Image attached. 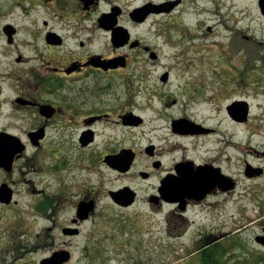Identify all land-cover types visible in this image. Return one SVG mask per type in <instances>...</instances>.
I'll use <instances>...</instances> for the list:
<instances>
[{"label": "rangeland", "instance_id": "obj_1", "mask_svg": "<svg viewBox=\"0 0 264 264\" xmlns=\"http://www.w3.org/2000/svg\"><path fill=\"white\" fill-rule=\"evenodd\" d=\"M111 1L122 9L120 23L142 49H113L107 33L88 31L95 16L86 20L82 28L64 29L69 36V52L82 39L87 42L84 50L125 54L129 64L97 78L96 97L92 98L101 101L95 103L96 108L107 109L110 116L98 128L96 144L78 147L82 122L67 123L65 111L55 108L54 122L40 148V154L46 156L45 163H49L44 164L46 170H51L49 175L33 178L43 184L34 188L31 197L19 198L6 207L0 204V264H39L53 252L51 245L59 248L58 244L70 239L57 228L52 242L47 235L51 220L36 210L40 198L33 199L35 196L43 192L58 197L56 194L60 193L56 220L64 223L73 216L72 204L90 190L98 197L95 220L86 222L81 234L69 240L68 264H200V253L193 247L200 231L212 235L214 243L224 249L235 247L223 264H264L260 262L264 248L254 242L264 230V17L258 0H182L172 15L152 16L140 26L133 25L128 14L147 2L156 4L163 0ZM12 3L13 0H0V15ZM99 9L104 11L107 5L102 4ZM164 73L168 76L162 82ZM75 85L65 82L57 95L79 97ZM234 101L249 105L243 124L230 120L225 110ZM11 111L9 104L2 107L0 129L8 123H13L14 131L25 127V122L6 118ZM128 113L141 123L121 126V116ZM82 114L83 111L80 119L86 120L100 113L91 110ZM180 116L203 123L216 130V135L185 139L174 136L171 120ZM108 123L112 128H105ZM151 145L153 154L146 151ZM122 148L135 153L125 176L100 161L105 154L112 155ZM62 149V155L58 154ZM57 157H61L64 166L53 170L50 163ZM158 159L161 167L154 176L147 181L140 179L137 174L152 170L151 164ZM186 159L216 160L237 181V187L230 194L207 199L206 209H190L186 214L188 228L179 223L178 228L172 224L165 229L163 213L149 212L144 200L165 171ZM244 163L261 169L262 174L256 180H246L242 175ZM123 185H129L138 195L137 204L127 210L115 208L106 195ZM169 211L167 206L165 212ZM120 223L122 226L118 227Z\"/></svg>", "mask_w": 264, "mask_h": 264}, {"label": "flooded vegetation", "instance_id": "obj_2", "mask_svg": "<svg viewBox=\"0 0 264 264\" xmlns=\"http://www.w3.org/2000/svg\"><path fill=\"white\" fill-rule=\"evenodd\" d=\"M102 4L107 5V9L104 11L99 9ZM146 4L155 3L147 2L142 6ZM156 4H163L164 8H161V12H150L142 22L134 21L128 14L131 23L135 26H140L146 23L152 16L172 15L180 8L182 0H163ZM115 7H118L120 11L116 17V25L111 28L102 26V16L111 14L112 9ZM15 12H17L18 16ZM93 16H95V21L92 22L91 30L87 27L88 31L98 30L107 33L113 49H142L141 44L131 38L128 29L124 25H121L120 19L123 16V11L111 0H13L11 7H8L0 15L3 18L0 19V112L3 106L9 104L12 111L6 118L12 117L13 120L27 124L25 127L20 126L18 131L12 130L13 123H8L0 129V204L5 205L4 207L17 203L19 198L31 197L35 192L34 188L39 183L43 184L39 181L36 183L33 178H38L39 175H49V171L51 170L44 168V164L48 166L49 163H45L46 156L45 154H40V148L43 147L48 137L49 126L54 122L55 108L65 111L67 123L76 120L82 122L81 130L77 135V146L82 149L93 145V143L96 144L97 138L99 139L100 136L98 128L100 129L102 121L110 116L107 109L96 108L97 105L95 103H101L96 98H92L96 97V81L98 77H106V74L116 72L119 68H127L129 64L128 56L125 54H114V52L104 55L97 51H86L84 49L87 47V42L82 39L77 41L76 49H72L71 52L66 49V42L69 36L64 33V29L67 27L82 28L85 24L84 22ZM15 18L19 20H15ZM111 18L109 17V19ZM118 26L124 28L129 37L128 42L120 47L114 46L112 37L113 30ZM135 42L136 45L132 46V43ZM56 49L59 50L57 53ZM117 58L122 59L124 66L113 67L116 64ZM65 82L76 83L75 87L78 89L79 97H68V95L63 93L57 95L58 90L64 88ZM227 107L225 110L230 120L237 124L246 122V120L239 121L230 117ZM91 110H98L100 114H96L97 117L87 118L86 120L80 119L82 111L83 116L86 114V111L89 112ZM125 115L121 116L123 117L121 119V126L135 127L137 126V120L140 121L138 124L141 123V120L133 116V114L128 113ZM75 125H79V123ZM107 125L112 126L111 123ZM105 128L108 127L105 126ZM170 129L172 134L180 139L213 136L217 132L203 123L185 116L172 119ZM230 147L232 148L231 144ZM153 148L151 145L146 151L153 154ZM233 148L237 147L233 146ZM121 150H128L134 153L129 149L122 148L112 155L105 154L102 158L100 156V161L112 171L125 176L129 174L135 159V153L133 162L126 172L118 171L117 168L110 166L105 161L106 157L115 156ZM62 152L63 149L62 151H58V154L62 155ZM60 159L61 157H57L52 160V163H50L51 169L55 170L58 167L64 166L60 162ZM123 160L124 157L119 161L122 162ZM183 163L191 164L192 176L195 182H199L200 186L203 185L202 187H213V190L200 199L183 197L178 202L169 203L165 201L164 192L160 193V188H162L163 183L167 179L178 180L187 175L184 174V169L179 170V172L176 169L179 164ZM160 167L161 162L158 159L151 164L152 170H143L137 175L142 180H150ZM246 168L247 164L244 163L242 175L246 180H256V177L259 176L258 172L261 173V171L255 170L258 169L257 167H253L254 169H249V175L251 176H248ZM222 176L232 180L233 189L224 192L220 190V187L224 186ZM228 184L230 182H227ZM236 187L237 181L232 175L226 173L216 160L211 159L208 162H202L186 159L176 162L170 170L165 171L161 175L154 191L145 198L144 206L152 214L163 213L165 229L168 226L170 229L172 224V227L178 228L179 223L181 227L186 229L189 226L186 214L190 209H198L199 207L206 209L207 199L216 194H230L235 191ZM123 188H129L135 194L134 202L129 206L123 205L127 201L126 198L119 196L117 198L118 202H114L109 196V192L118 191ZM22 191L26 192L21 193ZM107 192L106 195L109 196L111 204L117 209L127 210L137 204V192L129 185H123L117 190ZM50 195L48 193L43 195V192H41L33 199L40 198L35 208L38 211L44 212L51 220V225L47 228V235H49V238L52 237V242L55 239L54 233H57V228H59V233L63 237L71 239L81 234L83 225L86 222L95 220L94 216H96L98 197L91 190L89 194L85 193L79 196L77 201L72 204L73 216L64 220V223L56 220L58 209L61 207L59 206L61 194L57 193L58 197L53 194ZM89 202H93L94 208L86 218L81 219L78 216L79 205ZM53 204H56V207H53ZM167 206L170 207L169 213L165 212ZM44 219L47 218L44 217ZM121 226L122 223L118 224V227ZM64 230L73 232L64 234ZM262 231L264 236V230ZM203 232L205 231L199 232L200 238L193 244L196 251L209 247L211 241H213L212 235H205L207 233ZM70 239L64 240L62 244H58L59 248L51 245L50 249L53 252L49 257L56 252H68L67 248L69 247ZM85 249L86 247L84 246L83 250ZM68 254L69 262L71 255L69 252Z\"/></svg>", "mask_w": 264, "mask_h": 264}, {"label": "water", "instance_id": "obj_3", "mask_svg": "<svg viewBox=\"0 0 264 264\" xmlns=\"http://www.w3.org/2000/svg\"><path fill=\"white\" fill-rule=\"evenodd\" d=\"M258 7L260 10V13L264 16V0L258 1ZM161 8H164L163 4L159 5H153V4H146L143 7L134 9L132 13H130V17L134 21L142 22L145 17L150 12H161ZM170 10V9H169ZM119 8L115 7L112 9V13L108 15L102 16V26L106 28H111L116 25V17L119 14ZM109 17H112L109 19ZM115 20H114V19ZM113 37V44L116 47L123 46L128 42V35L127 31L122 27H116L113 30L112 33ZM135 43H132V46H135ZM154 58V55L151 56ZM116 66H124L122 59L117 58L116 64L113 65V67ZM167 73H164V75L161 77V81L165 82L167 80ZM227 111L234 120L239 121H245L248 118L249 115V105L246 101H234L232 104H230L227 107ZM140 121L137 120L136 124H138ZM124 157V160L120 162L119 160ZM134 159V153L130 151H121L119 154L115 156H109L106 157L105 161L110 166L117 168L120 172H126L129 170L132 162ZM177 171L184 169V174H187L182 179L178 180H169L167 179L165 183H163L162 188H160V193L162 194L164 192L165 194V201L169 203H175L180 201L183 197L187 198H202L206 196L208 193H210L213 190V187H202L200 186L199 182H195L193 176H192V170H191V164L190 163H183L179 164V166L176 167ZM249 166L246 168V173L249 175ZM218 171V170H215ZM260 174V172H258ZM223 177V176H222ZM224 179V186L220 187L221 191H228L234 188L232 180L223 177ZM227 182H230V184L227 185ZM109 196L111 199L115 202H118V197L121 196L123 198H126V202L123 203L125 206H129L134 202L135 194L132 190L129 188H123L118 191H111L109 192ZM94 204L93 202L89 203H81L79 205L78 209V216L81 219H84L87 217V215L93 210ZM183 208V207H182ZM67 232H73L70 230H64V234ZM255 242L260 244L264 247V236H258L255 239ZM68 252H56L51 257L43 259L40 264H64L69 260Z\"/></svg>", "mask_w": 264, "mask_h": 264}, {"label": "trees", "instance_id": "obj_4", "mask_svg": "<svg viewBox=\"0 0 264 264\" xmlns=\"http://www.w3.org/2000/svg\"><path fill=\"white\" fill-rule=\"evenodd\" d=\"M178 237V236H176ZM129 244V242H128ZM241 245V244H240ZM243 247V245H241ZM194 247V246H193ZM225 246H222L217 243H212L209 247L199 250L200 253V264H223L225 256L230 254V249L235 247H228L224 249ZM196 251V249H195ZM92 257L95 258V254L92 253ZM260 262H264V258H260ZM228 264V262H227ZM237 264H250L248 261L238 262Z\"/></svg>", "mask_w": 264, "mask_h": 264}, {"label": "bare ground", "instance_id": "obj_5", "mask_svg": "<svg viewBox=\"0 0 264 264\" xmlns=\"http://www.w3.org/2000/svg\"><path fill=\"white\" fill-rule=\"evenodd\" d=\"M106 127L111 128L109 125H107ZM172 147L174 148V147H176V146H172ZM170 152H171V150L168 151L167 153H170Z\"/></svg>", "mask_w": 264, "mask_h": 264}]
</instances>
